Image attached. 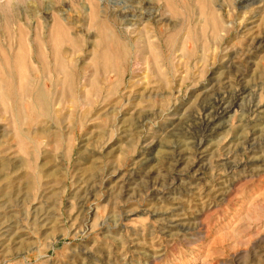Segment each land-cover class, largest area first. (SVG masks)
<instances>
[{
    "label": "rangeland",
    "instance_id": "rangeland-1",
    "mask_svg": "<svg viewBox=\"0 0 264 264\" xmlns=\"http://www.w3.org/2000/svg\"><path fill=\"white\" fill-rule=\"evenodd\" d=\"M153 30L175 51L123 55ZM0 236V264H264V0H0Z\"/></svg>",
    "mask_w": 264,
    "mask_h": 264
},
{
    "label": "bare ground",
    "instance_id": "bare-ground-1",
    "mask_svg": "<svg viewBox=\"0 0 264 264\" xmlns=\"http://www.w3.org/2000/svg\"><path fill=\"white\" fill-rule=\"evenodd\" d=\"M162 1V4L163 5H165V6H168L169 5V2H170V0H161ZM90 7H89V10L91 11V12H93V13H99V12H101V13H103V11H102V9H100V7H99V5L98 4H96V3H94V2H92V1H90ZM160 5V4H159ZM104 15V14H103ZM228 18V17H227ZM107 22V21H106ZM189 24V23H188ZM127 25V24H126ZM227 29V28H226ZM153 33H154V35H155V40H152L151 38H149V37H147L146 39H145V41H143V42H141V44H139L138 46H135L134 48H132V46H131V44L129 45V43L128 42H126V43H124V44H122L123 42H121V44L123 45V47L121 46V44H120V48H121V50H124L125 52L123 53V51H120L121 53H123V55L125 54L126 55V53H129V58H131L132 57V53H134L135 54V56L137 57L136 59H137V61H139V60H145V61H147L148 62V60H147V58H149V63H150V59H152L151 58V55H153V53H154V51H156V47H159V49H158V51H157V55H161V53H163V52H165V53H168V54H171L173 51H175V50H173L174 49V46L172 45V44H170L168 41H163V32L160 30H158V31H152ZM195 42V41H194ZM117 43H120V42H118L117 41ZM118 46V45H117ZM117 49H118V47H117ZM126 49V50H125ZM50 50H53L54 51V53H55V56H54V58H53V63L52 64H50V66H47L46 68H44V67H42V70L43 71H48L50 74H52V75H58V74H63V72L68 68H72V66H73V63H74V59H75V57H74V55L73 54H67L66 53V51L63 49V46H62V44H58V46L57 45H55L54 47L53 46H51V48H50ZM105 51H106V48H105ZM104 51V52H105ZM145 51H148V53H149V55L145 58V59H143L144 57H143V55H144V53H145ZM64 52V53H63ZM121 53H120V55H121ZM64 54V55H63ZM66 54H67V56H66ZM108 54V53H107ZM154 54H156V53H154ZM162 56V55H161ZM133 58V57H132ZM145 61H143V62H145ZM134 62H136V61H134ZM141 62V61H140ZM104 64H107V62L105 63H103V65ZM143 64V63H142ZM107 66V65H106ZM105 65L103 66V67H105V68H102V70H100L99 68H94L95 69V71H94V73L95 74H97V73H106L108 70H106V69H108L107 67H106ZM102 71V72H101ZM135 71V70H134ZM86 77V76H85ZM58 82V81H57ZM54 85V84H53ZM36 98L38 99V100H41V94L39 95V94H37L36 95ZM97 101V100H96ZM118 101V100H117ZM76 103H78L77 101H76ZM88 103V102H87ZM93 103V102H92ZM106 103V102H105ZM109 103V102H108ZM116 103V102H115ZM78 106V105H77ZM69 107V106H68ZM227 112V109L226 108H218V109H216V111H215V113H213V115L214 116H212L213 117V119H217L218 117H220L221 115H223V114H225ZM41 115V114H40ZM55 116V115H54ZM59 121V120H58ZM63 121V120H62ZM208 122H211V120L210 121H208ZM210 130V129H209ZM40 132H42L41 130H39ZM38 154V153H37ZM33 158V157H32ZM32 163V162H31ZM32 165V164H31ZM40 165V164H39ZM15 166V165H14ZM37 166V165H36ZM38 172V171H37ZM23 174V173H22ZM20 178V177H19ZM25 178V177H24ZM27 180V179H26ZM37 189H38V187H36ZM38 213H39V211H37ZM37 212H35V215H36V213ZM37 213V214H38ZM34 214H33V216H35ZM33 216H32V218L31 219H33L34 220V218H33ZM42 216H44V215H42ZM41 216V217H42ZM36 217V216H35ZM40 217H38V219H39ZM44 218H46V217H44ZM42 220V219H41ZM27 221V220H26ZM37 222V221H39V220H34V222ZM33 221H32V223H34ZM42 221H40V223H41ZM10 223V222H9ZM8 223V224H9ZM15 223V222H14ZM16 223H17V221H16ZM37 224H39V223H37ZM12 226H14L13 225V223H12ZM17 226V225H16ZM6 227V226H5ZM5 227H1V228H5ZM11 227V226H10ZM36 227V226H35ZM38 227V226H37ZM40 227V226H39ZM11 228H13V227H11ZM31 228V227H30ZM14 229H15V226H14ZM19 229H20V227L16 230L15 229V231H19ZM7 230V229H6ZM5 230V231H6ZM9 230V229H8ZM9 231H12V230H9ZM7 232V231H6ZM8 233V232H7ZM14 233H16V232H14ZM1 234H4V232L2 233L1 232ZM6 234V233H5ZM9 234V233H8ZM1 237V236H0ZM7 237V236H6ZM5 237V238H6ZM9 239V238H8ZM11 241V240H10Z\"/></svg>",
    "mask_w": 264,
    "mask_h": 264
}]
</instances>
